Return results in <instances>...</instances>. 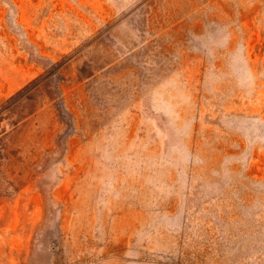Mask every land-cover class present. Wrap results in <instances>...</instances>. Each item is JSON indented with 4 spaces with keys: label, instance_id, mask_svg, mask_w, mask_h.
Listing matches in <instances>:
<instances>
[{
    "label": "rangeland",
    "instance_id": "rangeland-1",
    "mask_svg": "<svg viewBox=\"0 0 264 264\" xmlns=\"http://www.w3.org/2000/svg\"><path fill=\"white\" fill-rule=\"evenodd\" d=\"M0 264H264V0H0Z\"/></svg>",
    "mask_w": 264,
    "mask_h": 264
}]
</instances>
